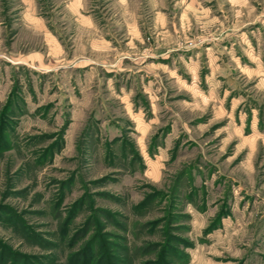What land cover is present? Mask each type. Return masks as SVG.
I'll return each mask as SVG.
<instances>
[{
    "label": "rangeland",
    "instance_id": "374dc122",
    "mask_svg": "<svg viewBox=\"0 0 264 264\" xmlns=\"http://www.w3.org/2000/svg\"><path fill=\"white\" fill-rule=\"evenodd\" d=\"M72 4L0 0V264H264V0Z\"/></svg>",
    "mask_w": 264,
    "mask_h": 264
},
{
    "label": "crops",
    "instance_id": "0c3cea01",
    "mask_svg": "<svg viewBox=\"0 0 264 264\" xmlns=\"http://www.w3.org/2000/svg\"><path fill=\"white\" fill-rule=\"evenodd\" d=\"M81 0H73V4L74 6H76ZM49 41L51 43L52 46H54L55 48H58L57 43L54 39H52L51 37L49 38ZM59 49V48H58ZM60 50V49H59Z\"/></svg>",
    "mask_w": 264,
    "mask_h": 264
}]
</instances>
